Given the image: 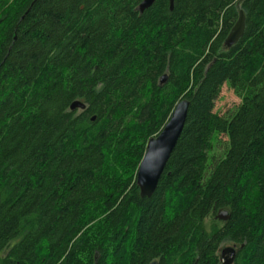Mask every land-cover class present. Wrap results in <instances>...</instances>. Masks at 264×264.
Instances as JSON below:
<instances>
[{
    "label": "trees",
    "instance_id": "obj_1",
    "mask_svg": "<svg viewBox=\"0 0 264 264\" xmlns=\"http://www.w3.org/2000/svg\"><path fill=\"white\" fill-rule=\"evenodd\" d=\"M141 1L0 0V264H220L225 242L264 264V0ZM223 82L239 102L220 115ZM181 99L141 197L146 141Z\"/></svg>",
    "mask_w": 264,
    "mask_h": 264
},
{
    "label": "water",
    "instance_id": "obj_2",
    "mask_svg": "<svg viewBox=\"0 0 264 264\" xmlns=\"http://www.w3.org/2000/svg\"><path fill=\"white\" fill-rule=\"evenodd\" d=\"M153 0H142L138 5V10L142 11L150 5ZM171 0H169V7ZM244 28V16L241 10L237 11V17L227 35L223 40V45L229 47L234 44L242 35ZM165 75L160 77V82ZM188 101L181 99L174 104V107L160 131L153 137L147 139L145 149L137 166L135 173V184L138 187L139 196H149L157 183L164 164L175 144L184 123ZM84 105L74 100L69 104V109H82ZM221 219L226 218V211L218 213ZM236 252L234 245L224 246L219 249L218 260L220 264H231ZM149 264H158L151 261Z\"/></svg>",
    "mask_w": 264,
    "mask_h": 264
},
{
    "label": "rangeland",
    "instance_id": "obj_3",
    "mask_svg": "<svg viewBox=\"0 0 264 264\" xmlns=\"http://www.w3.org/2000/svg\"><path fill=\"white\" fill-rule=\"evenodd\" d=\"M239 102L238 97L232 92L226 82H223L220 86L219 93L214 100L213 103V110L218 114H226L227 112L231 111ZM220 217L216 214L215 217L208 216L205 220L206 226L209 227L210 224L220 223ZM230 243H222L219 247L222 248L224 246H230Z\"/></svg>",
    "mask_w": 264,
    "mask_h": 264
},
{
    "label": "bare ground",
    "instance_id": "obj_4",
    "mask_svg": "<svg viewBox=\"0 0 264 264\" xmlns=\"http://www.w3.org/2000/svg\"><path fill=\"white\" fill-rule=\"evenodd\" d=\"M146 197H148V196H146Z\"/></svg>",
    "mask_w": 264,
    "mask_h": 264
}]
</instances>
